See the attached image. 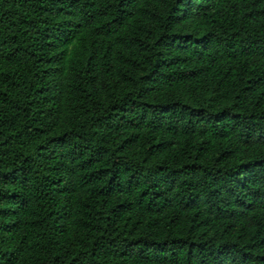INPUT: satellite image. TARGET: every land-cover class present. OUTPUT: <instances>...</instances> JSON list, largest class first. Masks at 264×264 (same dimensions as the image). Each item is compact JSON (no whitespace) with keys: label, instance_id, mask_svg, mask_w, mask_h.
Instances as JSON below:
<instances>
[{"label":"trees","instance_id":"1","mask_svg":"<svg viewBox=\"0 0 264 264\" xmlns=\"http://www.w3.org/2000/svg\"><path fill=\"white\" fill-rule=\"evenodd\" d=\"M0 264H264V0H0Z\"/></svg>","mask_w":264,"mask_h":264}]
</instances>
